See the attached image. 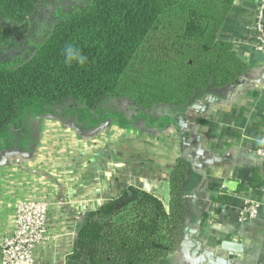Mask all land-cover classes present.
<instances>
[{
    "label": "trees",
    "instance_id": "16d2710c",
    "mask_svg": "<svg viewBox=\"0 0 264 264\" xmlns=\"http://www.w3.org/2000/svg\"><path fill=\"white\" fill-rule=\"evenodd\" d=\"M52 2L0 0V151L30 153L48 116L82 132L106 122L159 130L194 101L225 98L247 77V65L221 37L234 0H73L53 10L44 39L34 43L38 11ZM67 46L87 62L65 63ZM8 51L15 55L1 58ZM197 182L179 158L168 208L128 186L83 217L66 264H159L179 253ZM232 198L225 190L211 197L214 211ZM245 255L243 264H264L262 248Z\"/></svg>",
    "mask_w": 264,
    "mask_h": 264
},
{
    "label": "crops",
    "instance_id": "0c3cea01",
    "mask_svg": "<svg viewBox=\"0 0 264 264\" xmlns=\"http://www.w3.org/2000/svg\"><path fill=\"white\" fill-rule=\"evenodd\" d=\"M255 9L256 0H234L224 21L222 39L248 67L244 82L225 98L194 101L162 129L131 133L111 122L82 132L48 116L30 153L0 151V242L12 234L19 200L44 198L51 204L48 241L37 247L35 264H66L82 218L128 186L168 208L170 171L181 158L198 176L188 196L194 220L179 253L159 264H243L250 249H264V153L258 154L264 152V52L253 47ZM223 190L232 201L214 211L210 199ZM245 199L261 208L239 224ZM224 241L243 245L244 252L222 250Z\"/></svg>",
    "mask_w": 264,
    "mask_h": 264
},
{
    "label": "built area",
    "instance_id": "2783aa9c",
    "mask_svg": "<svg viewBox=\"0 0 264 264\" xmlns=\"http://www.w3.org/2000/svg\"><path fill=\"white\" fill-rule=\"evenodd\" d=\"M256 52H264V0H256L253 22ZM264 144V139L263 142ZM263 149L258 151L263 155ZM50 202L41 199H22L15 206L13 231L0 242V264H35V253L38 246L48 241L47 219ZM261 205L257 201L243 200L237 222L245 224L254 220Z\"/></svg>",
    "mask_w": 264,
    "mask_h": 264
},
{
    "label": "rangeland",
    "instance_id": "374dc122",
    "mask_svg": "<svg viewBox=\"0 0 264 264\" xmlns=\"http://www.w3.org/2000/svg\"><path fill=\"white\" fill-rule=\"evenodd\" d=\"M55 1L56 0H54V2H52L51 4H48L47 6H43V7H41L39 9L36 22L38 24H40V25H39V27L37 29L36 34H35L34 43H39L40 41H42L44 39L45 32L47 30V26L46 25L53 21L52 20V12H53V10L56 7H61L62 8L63 6H66V4H70L71 2H73V0H57V2H55ZM13 55H15V51H8L5 54H3L1 56V58H10V57H13ZM41 121H42V119L39 120L38 124H40ZM127 132L131 133L132 130L128 129Z\"/></svg>",
    "mask_w": 264,
    "mask_h": 264
},
{
    "label": "clouds",
    "instance_id": "9594fccd",
    "mask_svg": "<svg viewBox=\"0 0 264 264\" xmlns=\"http://www.w3.org/2000/svg\"><path fill=\"white\" fill-rule=\"evenodd\" d=\"M65 63L71 64L75 62L78 65L83 66L87 62V57L82 54V52L73 46H67L64 49Z\"/></svg>",
    "mask_w": 264,
    "mask_h": 264
},
{
    "label": "water",
    "instance_id": "95a60500",
    "mask_svg": "<svg viewBox=\"0 0 264 264\" xmlns=\"http://www.w3.org/2000/svg\"><path fill=\"white\" fill-rule=\"evenodd\" d=\"M244 82L243 79H238L235 83L231 84V88H235L238 84H242ZM229 189H233L232 186L228 187ZM189 229L187 228L186 231ZM221 249L232 254H242L244 252V246L228 241L221 242Z\"/></svg>",
    "mask_w": 264,
    "mask_h": 264
}]
</instances>
